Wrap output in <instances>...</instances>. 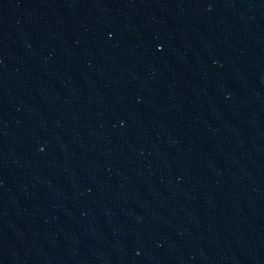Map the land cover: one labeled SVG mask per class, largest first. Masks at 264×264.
<instances>
[{"label": "water", "instance_id": "1", "mask_svg": "<svg viewBox=\"0 0 264 264\" xmlns=\"http://www.w3.org/2000/svg\"><path fill=\"white\" fill-rule=\"evenodd\" d=\"M0 264H264V0H0Z\"/></svg>", "mask_w": 264, "mask_h": 264}]
</instances>
